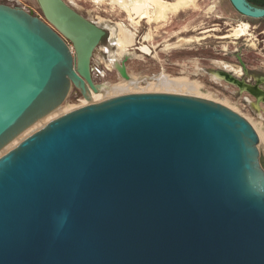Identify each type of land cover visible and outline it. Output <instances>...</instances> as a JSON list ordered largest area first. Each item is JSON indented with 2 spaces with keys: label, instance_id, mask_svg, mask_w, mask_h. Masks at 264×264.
Returning <instances> with one entry per match:
<instances>
[{
  "label": "water",
  "instance_id": "water-1",
  "mask_svg": "<svg viewBox=\"0 0 264 264\" xmlns=\"http://www.w3.org/2000/svg\"><path fill=\"white\" fill-rule=\"evenodd\" d=\"M37 1L43 17L0 2V151L72 87L91 102L0 156V264H264V126L179 90L98 93L106 30Z\"/></svg>",
  "mask_w": 264,
  "mask_h": 264
},
{
  "label": "rangeland",
  "instance_id": "rangeland-1",
  "mask_svg": "<svg viewBox=\"0 0 264 264\" xmlns=\"http://www.w3.org/2000/svg\"><path fill=\"white\" fill-rule=\"evenodd\" d=\"M65 1L88 19L108 29L92 58L94 81L103 85L99 90L100 94L139 88L178 90V87L171 89L161 84L166 78L176 79L194 85L193 89L183 90L184 92L233 106L264 126V117H260L264 112H257L242 99L230 96L228 92L213 84L206 73L210 65H215L209 60L212 58L209 55L212 51L222 50L221 46L226 45L238 46L235 43L219 42V40L235 39L233 36L226 39L218 38L219 35L229 33L220 30L222 26L218 23L225 20L230 23V25L226 24L227 27L234 28L233 35L245 36L248 39L247 45H244L245 51L253 54L255 51L260 52L259 48L263 46L255 38L260 28L254 26L264 22V18H251L241 14L230 0H161L165 4L164 8L158 9L155 4H151L149 10H145L142 15L135 11L130 13L118 0ZM256 1L264 3V0ZM0 2L23 7L43 17L37 0H0ZM248 22L253 25L250 27ZM120 25L135 33V40L132 43L124 44L125 46L119 44ZM111 27L116 29V34L113 36H111ZM211 27L217 29L201 32ZM125 54H129L126 63L132 77L130 80L124 79L115 67L116 61L120 63ZM261 59L264 61V55ZM181 75L189 77L190 81L196 83L189 82L186 78H178ZM213 76L216 80L222 79L216 78V73ZM84 99L86 98L80 90L72 87L59 109L46 119L40 120L0 156L59 114L91 102L90 100L84 103ZM262 107L264 109V105Z\"/></svg>",
  "mask_w": 264,
  "mask_h": 264
},
{
  "label": "flooded vegetation",
  "instance_id": "flooded-vegetation-1",
  "mask_svg": "<svg viewBox=\"0 0 264 264\" xmlns=\"http://www.w3.org/2000/svg\"><path fill=\"white\" fill-rule=\"evenodd\" d=\"M218 24L222 26L220 30H224L226 32L229 31L228 34L217 36L218 38L226 39L233 36L235 39L219 40V42H227L228 44L235 43L238 44V46H221L222 50L212 51L211 54H209L212 57L209 58V60L215 64L210 65L209 70H206V73L209 75V79L213 82V84L223 89L226 93L228 92L230 96L242 99L245 103L251 105L255 111L263 113L264 61L261 59V56L264 55V22H259L257 26H254L260 28L256 32L257 36L255 38L259 43H262L263 46L259 48L261 50L260 52L255 51L253 54L249 51H245L244 45H247L246 40L248 39L245 36L237 37L233 35L232 29L234 28H232V26L227 27L226 25H230L229 22L222 20ZM249 25L251 27L253 24L249 23ZM216 29V27H211L201 32L209 30L214 31ZM105 30L108 32V29ZM214 73L221 75L222 79L216 80L213 76ZM178 78H186L189 82H194L192 80L190 81L189 77L184 75L178 76ZM260 117L263 118L264 115H260Z\"/></svg>",
  "mask_w": 264,
  "mask_h": 264
},
{
  "label": "bare ground",
  "instance_id": "bare-ground-1",
  "mask_svg": "<svg viewBox=\"0 0 264 264\" xmlns=\"http://www.w3.org/2000/svg\"><path fill=\"white\" fill-rule=\"evenodd\" d=\"M118 1L121 2L124 9L128 10L130 13H132V11L133 12L135 11V13H137V14L140 13L141 15L144 13L145 10H147V9L149 10L151 4H155L156 8H158V9L165 7V4L161 0H118ZM110 31H111V36L116 34V29L114 27H111ZM134 40H135V33L133 31H130L129 29L125 28L124 26L120 25L119 44L125 46L124 44L132 43ZM120 63H118L116 61L117 65ZM117 65L115 66L116 69H117ZM131 78L132 77L130 75V79ZM216 78L220 79V78H222V76L216 74ZM130 79H126V80H130ZM161 84L163 86H166L167 88H171V89L178 87V90H180V91H183L186 89L190 90L191 88L192 89L194 88V85L186 83L185 81L176 80V79H168V78L161 81ZM102 87H103V85H102ZM98 93H100V92L98 91ZM91 94H92L93 99H94L95 98L94 91H92ZM83 101H84V103H88L90 100L84 99ZM52 113H50V114H52ZM49 115H47L46 117H48ZM46 117H44L43 119H46ZM43 119H41V121ZM39 122L40 121H38L37 123H39ZM37 123H35L34 125H36ZM34 125L31 126L30 128H28L26 131H24L20 136H18L14 141H12L2 151H0V154L4 150H6L12 143H14L17 139H19L21 136L26 134L31 128L35 127Z\"/></svg>",
  "mask_w": 264,
  "mask_h": 264
},
{
  "label": "trees",
  "instance_id": "trees-1",
  "mask_svg": "<svg viewBox=\"0 0 264 264\" xmlns=\"http://www.w3.org/2000/svg\"><path fill=\"white\" fill-rule=\"evenodd\" d=\"M253 2H256V3H258V4H261V5H264V3H261V2H258V1H256V0H252Z\"/></svg>",
  "mask_w": 264,
  "mask_h": 264
}]
</instances>
